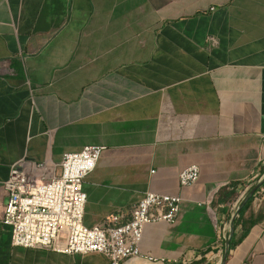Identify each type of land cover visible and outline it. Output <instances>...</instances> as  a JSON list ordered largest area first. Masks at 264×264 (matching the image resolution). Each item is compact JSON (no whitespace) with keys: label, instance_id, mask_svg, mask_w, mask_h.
Returning <instances> with one entry per match:
<instances>
[{"label":"crops","instance_id":"0c3cea01","mask_svg":"<svg viewBox=\"0 0 264 264\" xmlns=\"http://www.w3.org/2000/svg\"><path fill=\"white\" fill-rule=\"evenodd\" d=\"M87 145L104 150L86 226L183 195L178 224L147 225L121 264H264V0H0V264H108L12 246L3 223L11 164Z\"/></svg>","mask_w":264,"mask_h":264},{"label":"built area","instance_id":"2783aa9c","mask_svg":"<svg viewBox=\"0 0 264 264\" xmlns=\"http://www.w3.org/2000/svg\"><path fill=\"white\" fill-rule=\"evenodd\" d=\"M213 10L211 7L210 11ZM207 42L217 44L212 36ZM103 150V146L87 145L79 151L63 153L59 162L36 161L23 156L11 164L3 183L8 193L3 223L10 227L12 246L63 254L96 253L103 255L108 264H121L142 256L140 245L147 225L162 223L172 227L178 224L182 193L148 190L127 212L117 211L99 224L86 226L83 223L86 203L83 182L95 169ZM199 178L197 165L180 169V190L194 185ZM206 209L214 219L207 204Z\"/></svg>","mask_w":264,"mask_h":264},{"label":"trees","instance_id":"16d2710c","mask_svg":"<svg viewBox=\"0 0 264 264\" xmlns=\"http://www.w3.org/2000/svg\"><path fill=\"white\" fill-rule=\"evenodd\" d=\"M251 199H252V195H251V196H247V199H246V201H245V204L240 208L239 211H241L242 208H243L245 205H247V204L250 202Z\"/></svg>","mask_w":264,"mask_h":264},{"label":"water","instance_id":"95a60500","mask_svg":"<svg viewBox=\"0 0 264 264\" xmlns=\"http://www.w3.org/2000/svg\"><path fill=\"white\" fill-rule=\"evenodd\" d=\"M254 191H255V188L251 190V194H253Z\"/></svg>","mask_w":264,"mask_h":264}]
</instances>
